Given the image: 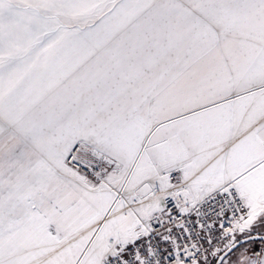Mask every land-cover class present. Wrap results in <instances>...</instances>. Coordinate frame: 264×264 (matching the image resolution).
I'll use <instances>...</instances> for the list:
<instances>
[{"label": "snow or ice", "instance_id": "obj_1", "mask_svg": "<svg viewBox=\"0 0 264 264\" xmlns=\"http://www.w3.org/2000/svg\"><path fill=\"white\" fill-rule=\"evenodd\" d=\"M0 264H264V0H0Z\"/></svg>", "mask_w": 264, "mask_h": 264}]
</instances>
